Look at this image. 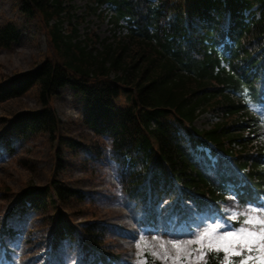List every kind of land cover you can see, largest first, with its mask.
<instances>
[{
	"label": "trees",
	"instance_id": "obj_1",
	"mask_svg": "<svg viewBox=\"0 0 264 264\" xmlns=\"http://www.w3.org/2000/svg\"><path fill=\"white\" fill-rule=\"evenodd\" d=\"M71 1L22 0V11L38 16L45 29L48 56L0 83V102L36 88L41 108L13 116L3 137L16 128L23 136L65 140L51 103L68 86L86 100L85 124L111 140L123 188L147 216L161 198L185 196L201 205L230 188L243 199L264 195V0H87L108 4L115 24L126 28L110 41L95 40L92 32L81 39L76 27H63ZM258 3L259 17L248 20L245 10ZM226 37L232 44L219 54L215 47ZM18 39L15 23L0 24V49ZM203 109L221 121L197 129L193 122ZM52 195L68 206L79 193L54 176L22 190L5 218L52 209ZM55 214V242L76 239L84 258L110 263L100 222L85 221L78 232L71 215ZM10 232L4 221L0 235ZM239 259L210 251L204 264Z\"/></svg>",
	"mask_w": 264,
	"mask_h": 264
},
{
	"label": "rangeland",
	"instance_id": "obj_2",
	"mask_svg": "<svg viewBox=\"0 0 264 264\" xmlns=\"http://www.w3.org/2000/svg\"><path fill=\"white\" fill-rule=\"evenodd\" d=\"M21 1L0 0V23L13 21L20 32L18 41L0 50V81L36 67L46 57L45 31L38 18L22 12ZM69 10L73 16L64 22V28L70 24L76 27L79 38H87L90 31L99 39L109 37V41L122 34L123 29L114 30L110 21L112 10L107 5L93 10L86 0H73ZM52 104L63 121V134L70 140L69 145L53 141L47 135L23 137L15 129L10 135V148L0 143V225L23 189L29 185L42 186L56 176L80 190L83 199L70 203V208L58 201L52 206L67 212L76 222L104 221L108 248L117 255L114 264H141L143 260L147 264H197L204 260L209 248L208 237L199 239L203 233L212 231L218 240L226 230L264 229L258 222L264 220V205L261 208L250 202L242 205L234 192L217 206L196 209L186 201V218H181L178 208L158 209L156 225L150 228L121 187L117 164L108 150L110 143L95 135L82 121L86 111L84 98L65 87L58 91ZM39 107L36 89L0 102V132L16 113ZM218 120L207 111L198 116L194 125L206 129ZM56 155L62 159L59 161ZM54 220L52 211L46 209L11 216L9 221L16 233L0 240V264H90L83 259L74 240H61L57 247L51 246ZM233 220L239 221V226ZM249 220L254 222L247 223ZM213 223L227 224L228 228L213 229ZM173 239L179 240V250L173 246ZM162 243L164 248L160 247ZM202 251L204 258L197 259Z\"/></svg>",
	"mask_w": 264,
	"mask_h": 264
},
{
	"label": "snow or ice",
	"instance_id": "obj_3",
	"mask_svg": "<svg viewBox=\"0 0 264 264\" xmlns=\"http://www.w3.org/2000/svg\"><path fill=\"white\" fill-rule=\"evenodd\" d=\"M254 221L249 220L247 223H253ZM260 224L264 225V220L258 221ZM239 223V221H238ZM213 229H227L228 225L223 223H213ZM208 237L209 239V249L222 250L225 253H230L234 257H240L237 264H264V229L259 232L251 231L247 229H240V231H225L222 237H217L212 231H208L202 234L199 239L203 237ZM172 244L178 250L180 248L179 240L173 239ZM137 247L139 248V242H137ZM161 248L165 245L162 243ZM252 253H256L253 255ZM139 254V253H138ZM152 255L159 256V253H151ZM205 253L202 251L197 259H203ZM141 264H147L146 260L141 261Z\"/></svg>",
	"mask_w": 264,
	"mask_h": 264
}]
</instances>
